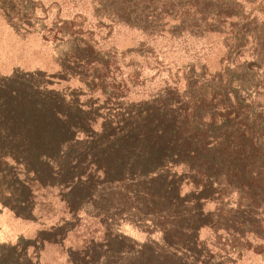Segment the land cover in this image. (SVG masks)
Wrapping results in <instances>:
<instances>
[{"label":"trees","instance_id":"16d2710c","mask_svg":"<svg viewBox=\"0 0 264 264\" xmlns=\"http://www.w3.org/2000/svg\"><path fill=\"white\" fill-rule=\"evenodd\" d=\"M40 1L0 0V15L64 44L59 82L85 91L52 88L40 71L0 75V207L4 197L31 219L35 193L60 212L51 224L34 214L36 231L0 248V264H38L46 246L63 264H239L247 252L264 262V85L187 76L179 92L128 101L136 74L69 21L34 28Z\"/></svg>","mask_w":264,"mask_h":264},{"label":"rangeland","instance_id":"374dc122","mask_svg":"<svg viewBox=\"0 0 264 264\" xmlns=\"http://www.w3.org/2000/svg\"><path fill=\"white\" fill-rule=\"evenodd\" d=\"M212 3L206 0H41L44 13L36 9L32 21L34 28L51 20L69 21L71 31L79 32L93 43L95 50L113 53L124 66V74H136V85L127 95L128 101H144L167 88L179 92L187 76L208 85L222 76L230 81V87L237 84L232 81L235 78L263 86L264 0H233L226 6ZM65 47L42 41L35 31L18 32L0 15V75L40 71L54 81L52 88L85 91L75 79L59 82L58 59ZM248 63L256 65L243 74ZM97 94L93 92L92 98ZM64 95L66 99L69 96ZM88 96H81V100ZM14 173L4 166L6 179ZM34 194L27 200L30 210L26 212H31V219L15 216V212L25 211L20 212L22 209L11 203L4 205L3 197L0 248L14 245L21 239L19 236L32 235L39 226L34 214L41 216L45 224L53 223L59 216V206L51 203L49 196L46 199L49 203L40 205L39 195ZM85 221L81 218L78 229ZM38 264H63V254L55 246H46ZM239 264L264 262L247 252Z\"/></svg>","mask_w":264,"mask_h":264}]
</instances>
